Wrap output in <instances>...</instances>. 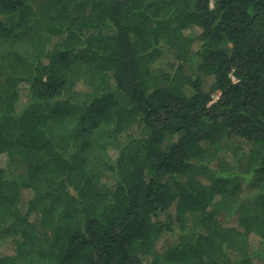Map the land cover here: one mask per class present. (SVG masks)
<instances>
[{
  "label": "trees",
  "instance_id": "1",
  "mask_svg": "<svg viewBox=\"0 0 264 264\" xmlns=\"http://www.w3.org/2000/svg\"><path fill=\"white\" fill-rule=\"evenodd\" d=\"M0 17V264H264V0Z\"/></svg>",
  "mask_w": 264,
  "mask_h": 264
},
{
  "label": "rangeland",
  "instance_id": "2",
  "mask_svg": "<svg viewBox=\"0 0 264 264\" xmlns=\"http://www.w3.org/2000/svg\"><path fill=\"white\" fill-rule=\"evenodd\" d=\"M1 19V17H0ZM168 61H171V58H168ZM186 68H187V73H189L191 70H190V66L189 64L186 65ZM217 97V96H216ZM248 150V146L247 144L244 146V151L247 152ZM26 160L23 158V157H17L15 158L14 160V163H15V166L18 170V172H21V173H24L26 172ZM253 201L252 200H248V199H244L243 200V203L242 204H245L244 208H239L236 212L237 214H240V215H243V214H247L248 212H252V210L250 209H253L254 208V205L252 204ZM250 212V213H251ZM236 217V216H235ZM234 217V218H235ZM233 218V219H234ZM161 244V243H160ZM6 247H9V245H7ZM4 246L3 248V253L7 252V248Z\"/></svg>",
  "mask_w": 264,
  "mask_h": 264
}]
</instances>
